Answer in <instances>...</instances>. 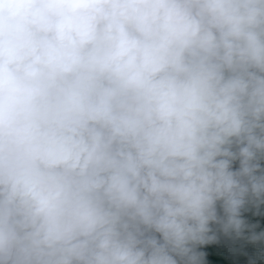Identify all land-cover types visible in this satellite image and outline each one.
<instances>
[{"label": "clouds", "instance_id": "1", "mask_svg": "<svg viewBox=\"0 0 264 264\" xmlns=\"http://www.w3.org/2000/svg\"><path fill=\"white\" fill-rule=\"evenodd\" d=\"M233 243L264 254V0H0V264Z\"/></svg>", "mask_w": 264, "mask_h": 264}, {"label": "trees", "instance_id": "2", "mask_svg": "<svg viewBox=\"0 0 264 264\" xmlns=\"http://www.w3.org/2000/svg\"><path fill=\"white\" fill-rule=\"evenodd\" d=\"M208 246H202L199 250L204 251L203 264H210L209 256H215L225 261V264H241L242 258H246V264H264V254L259 251L254 253L245 252L242 246L235 243L210 252L207 250ZM254 248L256 246H253Z\"/></svg>", "mask_w": 264, "mask_h": 264}]
</instances>
